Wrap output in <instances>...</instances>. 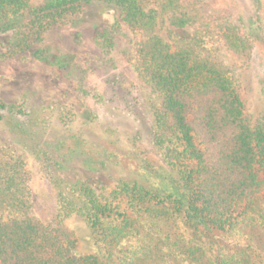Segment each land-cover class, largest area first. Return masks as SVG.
Returning <instances> with one entry per match:
<instances>
[{"label":"rangeland","instance_id":"rangeland-1","mask_svg":"<svg viewBox=\"0 0 264 264\" xmlns=\"http://www.w3.org/2000/svg\"><path fill=\"white\" fill-rule=\"evenodd\" d=\"M203 9L238 24L253 42L240 84L256 117L264 112V0H206ZM162 35L188 39L191 29L166 24ZM10 41L11 34H0V54ZM35 48L47 61L29 52L0 58V148L25 163L31 214L76 236L69 256L94 254L102 264H264V201L226 232L190 227L172 201L147 203L139 214L123 203L121 212L136 223L118 242L65 213L68 187L78 180L98 195L123 181L174 193L181 184L154 145L150 97L132 67V35L113 5H83L77 19L50 28Z\"/></svg>","mask_w":264,"mask_h":264},{"label":"trees","instance_id":"trees-1","mask_svg":"<svg viewBox=\"0 0 264 264\" xmlns=\"http://www.w3.org/2000/svg\"><path fill=\"white\" fill-rule=\"evenodd\" d=\"M205 1L0 0V34H11L1 59L29 52L44 61L45 51L35 44L93 2L113 5L131 32L132 67L150 97L153 142L176 171L182 191L123 181L98 195L80 180L71 184L72 200L63 203V211L108 242L128 236L136 223L130 212H121L123 203L139 214L147 203L172 201L190 227L226 232L264 201V112L248 113L240 84L253 42L238 24L207 15ZM166 24L190 28L191 36L166 40ZM27 177L22 157L9 158L0 148V264H102L94 254L69 256L74 233L62 223L46 226L31 214Z\"/></svg>","mask_w":264,"mask_h":264}]
</instances>
